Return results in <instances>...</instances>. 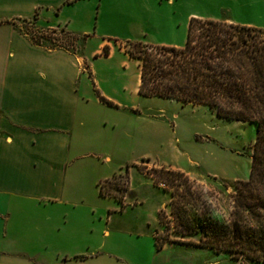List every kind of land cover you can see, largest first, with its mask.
Masks as SVG:
<instances>
[{
	"label": "crops",
	"instance_id": "0c3cea01",
	"mask_svg": "<svg viewBox=\"0 0 264 264\" xmlns=\"http://www.w3.org/2000/svg\"><path fill=\"white\" fill-rule=\"evenodd\" d=\"M37 12L82 39L80 49L20 30L16 20ZM192 17L234 22L192 0H0V264H109V229L100 227L99 245L95 237L110 209L98 214L92 197L105 199L100 181L122 168L97 173L123 150L110 147L107 127L122 138L125 120L142 113L140 61L128 44L182 46Z\"/></svg>",
	"mask_w": 264,
	"mask_h": 264
},
{
	"label": "rangeland",
	"instance_id": "374dc122",
	"mask_svg": "<svg viewBox=\"0 0 264 264\" xmlns=\"http://www.w3.org/2000/svg\"><path fill=\"white\" fill-rule=\"evenodd\" d=\"M192 2L194 10L264 29V0ZM16 23L33 41L48 47L74 50L81 47L82 39L66 36L61 27L48 25L38 12L29 18H18ZM94 27L91 24L90 35L94 34ZM140 109V117L125 120L122 138L112 125L105 131L110 147L114 148L118 141L119 148H123L111 150V164L97 169L99 175H107L111 167L122 166L116 169V174L100 181V191L106 198L92 197L98 214H107L110 209L108 226L105 222L96 223L97 245L102 241L100 227H107L111 233L104 241L105 251L112 254L109 259L112 263L106 261L109 264H152L158 259H168V264H258L241 253L216 252L193 244L177 242L161 251L155 245V235L199 242L198 236L182 237L174 233L171 199L185 202L187 214L192 215L197 210L221 219L229 217L235 181L249 176L255 123L218 117L202 104L159 97L145 96ZM161 166L181 170L186 176H179L175 181L159 178L162 184L155 185L151 177L159 174L153 168ZM90 189L92 194L93 188ZM114 197L125 201L122 204ZM160 210H163L162 221L158 219Z\"/></svg>",
	"mask_w": 264,
	"mask_h": 264
},
{
	"label": "trees",
	"instance_id": "16d2710c",
	"mask_svg": "<svg viewBox=\"0 0 264 264\" xmlns=\"http://www.w3.org/2000/svg\"><path fill=\"white\" fill-rule=\"evenodd\" d=\"M128 45L129 55L140 61V95L202 104L218 117L256 125L249 176L235 181L229 217L221 219L197 210L187 214L185 202L171 199L174 233L198 236L199 242L155 235L156 248L160 250L166 241L180 242L241 253L264 264V29L192 17L182 46ZM101 100L111 104L103 97ZM153 169L159 175L151 178L158 186L163 182L159 178L175 181L186 176L166 166ZM162 211L158 212L159 221Z\"/></svg>",
	"mask_w": 264,
	"mask_h": 264
}]
</instances>
